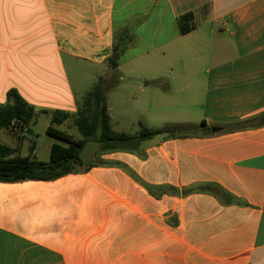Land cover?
Listing matches in <instances>:
<instances>
[{"label": "crops", "instance_id": "1", "mask_svg": "<svg viewBox=\"0 0 264 264\" xmlns=\"http://www.w3.org/2000/svg\"><path fill=\"white\" fill-rule=\"evenodd\" d=\"M100 80L111 126L132 105V122L210 133L0 182V264H264V0H0V105L14 90L35 111L0 129L10 157L49 162L53 145L82 139L77 96Z\"/></svg>", "mask_w": 264, "mask_h": 264}, {"label": "trees", "instance_id": "2", "mask_svg": "<svg viewBox=\"0 0 264 264\" xmlns=\"http://www.w3.org/2000/svg\"><path fill=\"white\" fill-rule=\"evenodd\" d=\"M193 19L192 13L180 16L178 23L182 34H187L194 29ZM126 40L123 39L114 46L113 54L108 59L112 69L118 67L120 57L126 48ZM108 90L109 87L101 82L95 85L94 90L87 95L76 115V126L82 139L73 140L68 137L69 145L67 147L53 145L49 162L36 160L32 156L10 157L15 151L0 144V182L51 181L75 173L82 168L89 170L94 166V163L84 164L80 153L85 143L90 140L103 142L102 151L105 153L129 152L136 150L142 142L152 140L159 135H165L167 138H180L210 133V128L205 121L200 125L171 124L158 130L142 127L136 137L117 133L112 129L107 112L106 94ZM8 97L12 98L14 103L7 106L0 105V129H10L14 133L15 129L19 128L18 124L20 125L22 122L23 125H28L34 119L35 111L16 91H10ZM60 116L69 117L66 113L56 112L54 122L58 123ZM208 190L213 193L218 191L212 187H208Z\"/></svg>", "mask_w": 264, "mask_h": 264}, {"label": "rangeland", "instance_id": "3", "mask_svg": "<svg viewBox=\"0 0 264 264\" xmlns=\"http://www.w3.org/2000/svg\"><path fill=\"white\" fill-rule=\"evenodd\" d=\"M100 75L103 76V73L100 72ZM69 76L70 79L72 81V84L75 88V90L81 91L83 87L82 82H81V78L78 75V73L75 70H70L69 71ZM101 84L106 85L107 86V82H105V80H100ZM95 81L90 82L89 84H87L85 86V91H83V93L78 94L77 98H78V102L80 104V106L83 105L86 97H87V93L92 92L95 88ZM128 113L127 116H122V117H118L113 123H112V129L113 131L117 132V133H125L128 134L132 137H136L139 135L140 130L142 129V127H147L150 129H161L160 125H141L139 122H132L131 120V116L132 115H136L138 112L136 109H134V107H132V105L128 106L127 109H125ZM120 112H124L122 109H119ZM42 123L43 120H41L40 124L36 127V130H42ZM60 128L66 129L65 126H62ZM75 132V130H74ZM105 152L101 150V152H99L96 157L94 158L95 162H98V159L101 158V155L104 154Z\"/></svg>", "mask_w": 264, "mask_h": 264}, {"label": "water", "instance_id": "4", "mask_svg": "<svg viewBox=\"0 0 264 264\" xmlns=\"http://www.w3.org/2000/svg\"><path fill=\"white\" fill-rule=\"evenodd\" d=\"M218 131L217 128H212V132ZM103 142L96 141V140H90L87 141L80 153V158L83 161L84 164L92 163L96 155L101 152Z\"/></svg>", "mask_w": 264, "mask_h": 264}]
</instances>
